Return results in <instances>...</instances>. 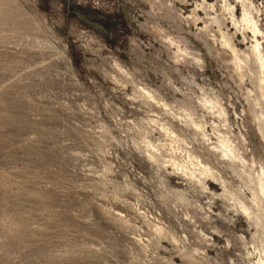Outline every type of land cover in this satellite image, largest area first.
<instances>
[{
    "label": "rangeland",
    "instance_id": "1",
    "mask_svg": "<svg viewBox=\"0 0 264 264\" xmlns=\"http://www.w3.org/2000/svg\"><path fill=\"white\" fill-rule=\"evenodd\" d=\"M241 16L0 0V264H264V73Z\"/></svg>",
    "mask_w": 264,
    "mask_h": 264
},
{
    "label": "bare ground",
    "instance_id": "2",
    "mask_svg": "<svg viewBox=\"0 0 264 264\" xmlns=\"http://www.w3.org/2000/svg\"><path fill=\"white\" fill-rule=\"evenodd\" d=\"M239 2H241V4H242V16H241V20L243 21V22H245L247 25H249L250 26V28H251V31H252V33H253V36H254V43H253V45H252V47H251V54L248 56V59H251V60H253V64H257L258 66H259V68L261 69L260 71L261 72H263L264 73V51H263V49H262V47H261V41H260V39H259V35H263L264 33H263V31H262V29H261V25H259V23H258V19L256 18V16H255V14H254V12H253V8H256V7H254V3H253V1L252 0H239ZM206 4V3H205ZM228 9V8H227ZM232 9V8H231ZM234 9V8H233ZM257 11H258V9H257ZM232 12H234L233 10H232ZM255 12H256V9H255ZM258 12H260V11H258ZM234 19V18H233ZM243 25V24H242ZM245 26V25H244ZM246 27V26H245ZM244 27V28H245ZM248 28V27H247ZM236 50V49H235ZM237 54V53H236ZM237 56V58H238V60L239 61H244V60H247V57L245 58V57H242V56H240V55H236ZM236 58V57H235ZM237 60V61H238ZM249 61V60H248ZM247 61V62H248ZM249 63H251V62H249ZM240 66H241V64H240ZM261 74V77H260V79L262 80V79H264V75L262 76V73H260ZM258 76V75H257ZM259 78V77H258ZM264 81V80H263ZM261 82V81H260ZM261 84V83H260ZM264 84V83H263ZM259 86V85H258ZM263 86V85H262ZM264 88V87H263ZM262 89V88H261ZM262 94V93H261ZM260 100V99H259ZM258 100V101H259ZM261 101V100H260ZM259 101V102H260ZM264 101V100H263ZM262 101V102H263ZM212 102V101H211ZM258 102V103H259ZM205 103H206V101H205ZM210 104V103H209ZM263 106V105H262ZM261 106V107H262ZM258 107V106H257ZM262 112V111H261ZM261 115H264V114H261ZM256 116H257V114H256ZM256 118V117H255ZM258 119H260V121H261V129L263 130V133H264V119L262 120L261 119V117H259ZM259 121V120H258ZM195 124V123H194ZM197 125V124H196ZM196 125H195V127H196ZM200 125V124H199ZM198 127V126H197ZM204 127V126H203ZM202 129V128H201ZM206 133V132H205ZM208 138V137H207ZM223 138H224V136H223ZM227 140V139H226ZM228 140H230V139H228ZM232 140V139H231ZM221 142V141H220ZM225 142H228V141H225ZM232 142V141H231ZM230 142V143H231ZM229 143V142H228ZM228 143H227V145H228ZM226 145V144H225ZM232 145H234V144H232ZM223 147V146H222ZM227 147H229V146H227ZM231 147H233V146H231ZM224 149V148H223ZM231 148H229V150H230ZM233 150V149H232ZM215 151V150H214ZM231 151V150H230ZM230 151H228L229 153H230ZM190 152V151H189ZM218 152V151H217ZM233 152H234V150H233ZM192 153H193V151H192ZM227 153V150L225 151V154ZM230 154H232V153H230ZM234 154V153H233ZM236 154V153H235ZM234 154V155H235ZM238 154V153H237ZM190 155V154H189ZM188 155V156H189ZM233 155V156H234ZM226 156V155H225ZM227 156H229V154L227 153ZM226 156V157H227ZM232 155H231V157H233ZM237 155H235V157H236ZM238 156H239V154H238ZM225 157V158H226ZM234 157V158H235ZM189 158V157H188ZM223 158V157H222ZM229 158H230V156H229ZM243 158V157H242ZM241 158V159H242ZM189 160V159H188ZM238 160V159H237ZM193 161V160H192ZM235 161V160H234ZM188 162V161H187ZM243 162H245V161H243ZM201 163H203V162H200V164ZM233 164V163H232ZM188 166V165H187ZM202 166V165H201ZM205 165H203L201 168H203ZM189 167V166H188ZM201 168H200V170H201ZM204 168H206V167H204ZM203 168V169H204ZM192 169V168H191ZM197 169V168H196ZM199 169V168H198ZM209 169V168H208ZM189 170V169H188ZM194 170V169H193ZM199 170V171H200ZM194 171H197V170H194ZM193 171V172H194ZM203 171H205V170H203ZM209 171V170H208ZM186 172V171H185ZM192 172V171H191ZM206 172V171H205ZM202 173H204V172H202ZM185 174V173H184ZM192 173H190V175H191ZM194 174V173H193ZM200 174V173H199ZM212 174V173H211ZM186 175V174H185ZM189 175V174H188ZM189 175V176H190ZM195 175V174H194ZM201 176V175H200ZM192 177V176H191ZM196 177V176H195ZM188 178V177H187ZM203 179V178H202ZM263 179V177L261 178V180ZM256 182V181H255ZM260 192V191H259ZM263 193V192H262Z\"/></svg>",
    "mask_w": 264,
    "mask_h": 264
}]
</instances>
